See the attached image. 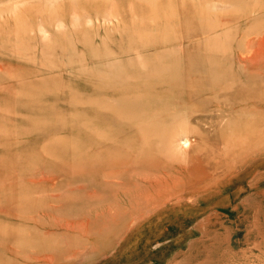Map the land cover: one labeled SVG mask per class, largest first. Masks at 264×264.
<instances>
[{
  "label": "rangeland",
  "instance_id": "1",
  "mask_svg": "<svg viewBox=\"0 0 264 264\" xmlns=\"http://www.w3.org/2000/svg\"><path fill=\"white\" fill-rule=\"evenodd\" d=\"M0 264H264V0H0Z\"/></svg>",
  "mask_w": 264,
  "mask_h": 264
},
{
  "label": "bare ground",
  "instance_id": "2",
  "mask_svg": "<svg viewBox=\"0 0 264 264\" xmlns=\"http://www.w3.org/2000/svg\"><path fill=\"white\" fill-rule=\"evenodd\" d=\"M254 1H255V0H254ZM226 47H227V45H226ZM219 50H220V49H219ZM222 50H223V49H222ZM226 52H227V51H226ZM216 53H217V52H216ZM220 54H222V53H219V55H220ZM215 55H216V54H215ZM215 55H214V58H215ZM222 55L225 56L224 52H223ZM239 55H240V54H239ZM250 55H251V54H250ZM164 56H165V55H164ZM211 56H212V55H211ZM227 56H228V55H227ZM227 56H226V57H227ZM240 56H241V55H240ZM240 56H239V57H240ZM248 56H249V55H248ZM228 57H229V56H228ZM230 57H231V56H230ZM244 57H245V56H244ZM246 57H247V56H246ZM232 58H234V57H231V59H232ZM247 58H249V57H247ZM160 59H161V58H160ZM163 59H164V58H163ZM229 59H230V58H229ZM241 59H243V58H241ZM227 60H228V59H227ZM172 61H173V60H172ZM223 61H224V60H223ZM243 61H244V60H243ZM208 62H209V61H208ZM147 63H151V62H147ZM221 63H222V61L219 62V64H221ZM224 63H226V62H224ZM232 63H233V60H232ZM161 64H163V63H161ZM164 64L167 66L166 63H164ZM175 64H176V63H175ZM177 64H179V62H178ZM132 65H133V64H132ZM132 65L130 64V66H132ZM171 65H172V64H171ZM232 65H233V64H232ZM232 65H231V66H232ZM128 66H129V65H128ZM133 66H134V65H133ZM135 66H136V68L140 67V65H139L138 67H137V65H135ZM155 66H156V65H155ZM155 66H154V68H155ZM177 66H179V65H177ZM181 66H182V65H181ZM223 66H224V65H223ZM118 67H119V66H118ZM125 67H126V66H125ZM141 67H142V69L144 68V70H142V71H145V70L147 71V69H149L151 66H150V67H147V69L145 68L146 66H144V67L141 66ZM167 67H168V66H167ZM169 67H170V66H169ZM169 67H168V68H169ZM175 67H176V66H175ZM175 67H174V68H175ZM129 68H130V67H129ZM129 68H128V70H129ZM151 68H152V67H151ZM154 68H153V69H154ZM156 68H157V67H156ZM165 68H166V67H165ZM168 68H166V71H167V70L170 71ZM224 68H226V67H224ZM123 69H125V68H123ZM138 69H139V68H138ZM170 69H171V68H170ZM177 69H178V68H177ZM115 70H116V69H115ZM118 70H119V71H118L119 73L122 72V71L120 72V69H118ZM128 70H127V67H126L125 72L128 71ZM132 70H133V69H132ZM223 70H224V69H223ZM142 71H140V74H139V72L137 71V74H139V75L143 74V73H141ZM148 71H149V70H148ZM151 71H152V69H151ZM158 71H159V70H158ZM158 71H157V73H158ZM175 71H177V70L174 69V72H175ZM178 71H179V70H178ZM178 71H177V72H178ZM225 71H226V70H225ZM229 71H230V70H229ZM237 71H238V69H237ZM242 71H243V70H242ZM116 72H117V70H116ZM125 72H123L124 75H125ZM160 72H161V71H160ZM163 72H165V71H163ZM174 72H173V73H174ZM210 72H211V71H210ZM128 73H129V71H128L126 74H128ZM150 73H152V72H150ZM168 73L171 74V72H168ZM168 73L166 72V73H164V74H168ZM178 73H179V75H180V72H178ZM181 73H182V70H181ZM129 74H131V73H129ZM146 74H147V73H145V76H146ZM152 74H153V73H152ZM170 74H168V77H169ZM175 74H176V73H175ZM229 74H230V73H229ZM239 74H241V73H239ZM244 74H245V73H244ZM124 75H122V73H121V77H123ZM139 75H138V76H139ZM147 75H148V74H147ZM150 75H151V74H150ZM154 75H155V72H154ZM160 75H163V74L161 73ZM176 75H177V74H176ZM230 75H231V74H230ZM230 75H229V76H230ZM138 76H136V77H138ZM145 76L143 75V77H145ZM165 76H167V75H163V78H164ZM193 76H194V75H193ZM246 76H247V75H246ZM127 77H129V76H127ZM132 77H134V76H132ZM146 77H147V76H146ZM159 77H161V76H159ZM170 77H171V76H170ZM177 77H178V75H177ZM181 77H182V76H181ZM240 77H242V76H240ZM113 78L115 79V78H117V77L114 76ZM113 78H111V80H112ZM118 78H119V77H118ZM138 78H140V77H138ZM141 78H142V77H141ZM141 78H140V79H141ZM178 78H180V77H178ZM120 79L122 80L123 78H119V80H120ZM124 79H125V78H124ZM133 79H134V78H133ZM140 79H138V80H140ZM144 79H146V78H144ZM156 79H157V78L155 77L154 80L156 81ZM165 79H166V78H165ZM165 79H164V80H165ZM126 80H127V79H126ZM128 80H129V79H128ZM134 80H135V83L138 81V80H136V79H134ZM141 80L144 82L143 78H142ZM151 80H152V79H151ZM158 80H162V79L158 78ZM169 80H170V79H168V81H169ZM181 80H182V79H180L179 81H181ZM109 81H110V80H109ZM112 81H114V80H112ZM112 81H110V82H112ZM152 81H153V80H152ZM152 81H150V82H152ZM155 81H154V82H155ZM168 81H166V82L169 83ZM174 81H176V79H175ZM182 81H183V80H182ZM182 81H181V82H182ZM226 81H228V79H227ZM229 81H230V80H229ZM110 82H109V83H110ZM123 82H124V81H123ZM128 82H130V81H128ZM157 82H158V81H157ZM164 82H165V81H164ZM114 83H115V81L112 82V84H114ZM120 83H122V81H120ZM124 83H125V82H124ZM147 83H148V82H147ZM174 83H175V82H174ZM179 83H180V82H179ZM232 83H234V82H231V84H232ZM110 84H111V83H110ZM112 84H111V85H112ZM118 84H119V83L117 82V86H120V84H119V85H118ZM122 84H123V83H122ZM130 84H131V83H130ZM111 85H110V86H111ZM228 85H229V84H228ZM121 86H122V85H121ZM127 86H128V83H127ZM177 86H181V85H180V84H177ZM182 86H183V85H182ZM231 86H232V85H231ZM115 87H116V86H115ZM115 87H114V88H115ZM133 87H135V86H133ZM111 88H113V87L111 86ZM114 88H113V89H114ZM117 88H118V87H117ZM168 88H170V87H168ZM171 89H173V88L171 87ZM116 90H117V89H116ZM138 90H140V89H138ZM146 92H147V91H146ZM154 93H155V92H154ZM144 94H145V93H144ZM144 94H143V95H144ZM147 94H149V93H147ZM157 94H158V93L156 92V95H154V96H157ZM150 95H151V94H150ZM150 95L147 96V97H149V101H150L151 104H152V103H153V102H152L153 100H152V101L150 100V98L152 97V96L150 97ZM160 95H161V94H160ZM160 95H159V96H160ZM162 95H164V94H162ZM168 95H169V94H168ZM132 96H133V95H132ZM132 96L130 95L129 97H132ZM164 96H165V95H164ZM134 97L137 98V97H136V93H135V96H134ZM139 97H140V95H138V98H139ZM141 97H142L143 99L147 98V97L144 98V96H141ZM170 97H171V96H170ZM170 97L168 98V100L170 99ZM174 97H175V96H174ZM138 98H137V99H138ZM172 98H173V97H172ZM147 99H148V98H147ZM153 99L155 100V98H153ZM157 99H158V98H157ZM159 99H161V98H159ZM176 99H177V98H176ZM131 100H133V99H130V101H131ZM145 100H146V99H145ZM165 100H166V99H165ZM173 100H174V99H173ZM179 100L182 101L181 99H179ZM179 100H178V101H179ZM143 101H144V100H143ZM155 101H156V100H155ZM176 101H177V100H176ZM176 101H174V103H175ZM180 101H179V102H180ZM157 102H158V100H157V101L155 102V104H153V105H156ZM163 102H164V101H163ZM171 102H172V101H171ZM134 103H135V102H134ZM147 103H148V102H147ZM149 104H150V103H149ZM161 104H162V103H161ZM164 104H165V102H164ZM176 105H177V103H176ZM113 106H114V105H113ZM111 107H112V106H111ZM124 107H125V106H124ZM147 107H148V106H147ZM149 107L151 108V106H149ZM174 107H175V105H174ZM178 107H179V106H178ZM112 108L114 109V108H116V106H115V107H112ZM116 109H118V107H117ZM121 109H122V107H121ZM148 109H149V108H148ZM108 110H110V108H109ZM114 110H115V109H114ZM123 110H126V109H123ZM127 110H128V108H127ZM127 110H126V111H127ZM149 110H150V109H149ZM149 110L146 109V111H149ZM134 111H135V110L133 109V112H132V114H133V115H132L133 118H132V119H134V115H135V113H137L136 111H135V112H134ZM141 111H143V110H140V112H141ZM150 111H151V110H150ZM184 111H185V110H184ZM116 112H117V111H116ZM118 112H119V111H118ZM130 112H131V111L128 112V113H129L128 117L131 115ZM176 112H177V111H176ZM182 112H183V111H182ZM122 113H123V112H122ZM124 113H127V112H124ZM138 113H139V112H138ZM138 113H137V115H138ZM141 113L143 114V112H141ZM141 113H140V114H141ZM146 113H147V112H146ZM146 113H144V114H146ZM163 114H164V113H163ZM176 114H178V113H176ZM119 115H120V114H119ZM148 115H149V114H148ZM148 115H146V117H147ZM160 115H161V114H160ZM178 115H179V114H178ZM178 115L175 116V122H176V120H177L176 117L181 116V113H180L179 116H178ZM126 116H127V115H126ZM139 116L141 117L142 115H139ZM103 117H104V116H103ZM135 117H136V116H135ZM140 117H139V118H140ZM143 117H144V116H143ZM150 117H151V116H150ZM157 117H159V115H158ZM157 117H156V118H157ZM162 117L165 118L166 116H162ZM173 117H174V116H173ZM105 118L107 119V117H105ZM164 118H163L162 120H165V119H166V118H165V119H164ZM168 118H169V117H168ZM125 119H126V118H125ZM130 119H131V118H130ZM151 119L153 120V118H151ZM158 119H159V118H158ZM178 119H179V118H178ZM141 120H142V118H141ZM152 120H151V121H152ZM162 120H161V121H162ZM110 121H112V120H110ZM126 121H127V120H126ZM130 121H131V120H130ZM142 121H143V120H142ZM170 121H171V120H170ZM172 121H173V124H174V120H173V118H172ZM113 122H114V121H113ZM113 122H112V123H113ZM162 122H163V121H162ZM127 123H128V121H127ZM138 123H139V121H138L136 124H138ZM145 123H146V122H145ZM153 123H154V122H153ZM153 123H152V124H153ZM159 123H160V125H162L161 122H159ZM163 123L165 124V121H164ZM177 123H178V122H177ZM177 123H175V124H177ZM116 124H117V123H116ZM134 124H135V123H134ZM167 124H168V122H167ZM175 124H174V125H175ZM113 125H114V124H113ZM140 125H141V127H140ZM142 125H144V123L138 124V129H137V130L140 131L139 128H141V131H142V133H143V130L145 131V129L142 130ZM146 125H147V124H146ZM146 125H145V128H146ZM157 125H159V124H157ZM169 125H170V124H169ZM169 125H168V126H169ZM171 125H172V124H171ZM171 125H170V129H172V127H175L174 125H173V126H171ZM116 126H117V125H116ZM153 126H154V125H153ZM153 126H152V128H153ZM143 127H144V126H143ZM157 127H158V126H157ZM159 127H160V126H159ZM161 127H163V126H161ZM120 128H121V127H120ZM120 128H119V129H120ZM136 128H137V127H136ZM147 128H148V127H147ZM155 128H156V127H154V129H155ZM164 128H165V126H164ZM164 128H163V129H164ZM161 129H162V128H161ZM166 129H167V128H165V131L167 132ZM168 129H169V127H168ZM170 129H169V130H170ZM121 130H123V129L121 128ZM137 130H136V131H137ZM169 130H168V132H169ZM172 130H173V129H172ZM124 131H125V130H124ZM151 131H153V137H152V138H154V136H155V138H157V136H156V132H155L156 130L154 131V130L152 129ZM165 131H164V132H165ZM154 132H155V133H154ZM160 132H161V133H160L161 136H163V135H162V133H164L163 130L160 131ZM166 132H165V133H166ZM168 132H167V134H165V136L168 135V138H171L170 140L172 141V137H171V136L169 137ZM137 133H138V131H137ZM139 133H140V132H139ZM172 133H173V131H172ZM147 134H148V133H147ZM154 134H155V135H154ZM160 134H159V135H160ZM170 134H171V132H170ZM138 135H142V134H138ZM151 135H152V134H151ZM143 136H144V135H143ZM114 137H115V136H114ZM116 137H117V136H116ZM116 137H115V138H116ZM138 138H139V137H138ZM141 138H142V137H141ZM144 138H145V137H143V139H144ZM155 138H154V139H155ZM127 139H128V138H127ZM114 140H115V139H114ZM128 140H129V139H128ZM131 140H133V141L135 142V138H134V139H130V141H131ZM139 140H140L139 143L141 144V141H142V140H141V139H139ZM148 140H150V138H149ZM148 140H147V138H146V140L144 139V141H146V143L148 142ZM151 140H152V139H151ZM161 140H163V139H161ZM137 141H138V139H137ZM137 141H136V142H137ZM154 141H155V140H154ZM171 141H170V142H171ZM112 142H113V141H112ZM124 142H125V141H124ZM126 142H128V141L126 140ZM126 142H125V143H126ZM136 142H135V143H136ZM149 142H150V141H149ZM149 142H148L147 144H149ZM156 142H158V141H156ZM156 142H155V143H156ZM163 142H164V141H163ZM163 142H162V143H163ZM115 143H116V141H115ZM150 143H151V142H150ZM162 143H161V145H162ZM117 144H121V142L119 143V142L117 141ZM128 144H129V142H128ZM137 144H138V143H137ZM125 145L127 146V144H125ZM132 145H133V144H132ZM132 145H131V146H132ZM141 145H143V146L145 147L144 144H141ZM141 145H140V147L143 148V146H141ZM161 145H160V146H161ZM122 146H123V145H122ZM128 146H130V145H128ZM133 146H134V145H133ZM133 146H132V147H133ZM138 146H139V145H138ZM138 146H137V147H138ZM134 147H135V146H134ZM147 147H148V146H147ZM151 147H154V143H153V146H152V144H151ZM155 147H156V146H155ZM170 147H171V146H170ZM123 148H127V147H123ZM135 148H136V147H135ZM138 148H139V147H138ZM142 148H141V151L143 152ZM161 148H163V145H162ZM121 149H122V148H121ZM121 149H120V150H121ZM151 149H153V148H151ZM156 149H157V147H156ZM126 150H127V149H126ZM147 150H148V148H147ZM165 150H166V149H164V152H165ZM124 151H125V150H124ZM124 151H123V152H124ZM128 151H130V150H128ZM128 151H127V153H129ZM167 151H168V150H167ZM121 152H122V150H121ZM123 152H122V153H123ZM134 152H136V150H135ZM156 152H157V150H156ZM160 152H162V153L164 154L163 150H162V151L160 150L159 152H157V156H159L158 153H160ZM127 153H126V154L123 153V154H124V155H127ZM168 153H169V152H168ZM168 153H166V155H168ZM120 154H121V153H120ZM160 154H161V153H160ZM138 155H139V154L137 153L136 156H138ZM141 155H143V157H144V154H141ZM161 155H162V154H161ZM125 157H126V156H125ZM128 157H130L129 154H128V156H127V159H128ZM147 157H148V156H146V158H147ZM150 157H151V156H150ZM150 157H148L147 159H149ZM153 157H155V156H153ZM130 158H131V157H130ZM137 158H138V157H137ZM139 158H140V156H139ZM144 158H145V157H144ZM159 158H160V157H159ZM165 158H167V157H165ZM147 159H146V160H147ZM150 159H152V157H151ZM153 159H154V158H153ZM155 159H157V158H155ZM155 159H154V161L152 160L153 163L155 162ZM122 160H123V159H122ZM138 160H139V159H138ZM144 160H145V159H144ZM141 161H142V160H141ZM147 161H148V160H147ZM147 161H146V163H147ZM144 162H145V161H144ZM148 162H149V161H148ZM146 163H145V165H146ZM141 164H143V162H142ZM148 164H149V163H148ZM116 168H117V167H116ZM124 168H125V167H124ZM117 169H118V168H117ZM119 170H120V168H119ZM119 170H118V172H119ZM116 172H117V171H116ZM120 173H121V172H120Z\"/></svg>",
  "mask_w": 264,
  "mask_h": 264
}]
</instances>
